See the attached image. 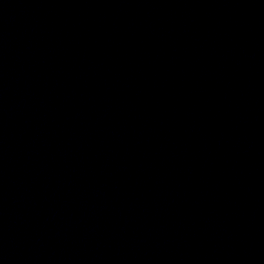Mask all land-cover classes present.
<instances>
[{
  "label": "water",
  "instance_id": "95a60500",
  "mask_svg": "<svg viewBox=\"0 0 264 264\" xmlns=\"http://www.w3.org/2000/svg\"><path fill=\"white\" fill-rule=\"evenodd\" d=\"M0 264H264V0H0Z\"/></svg>",
  "mask_w": 264,
  "mask_h": 264
}]
</instances>
